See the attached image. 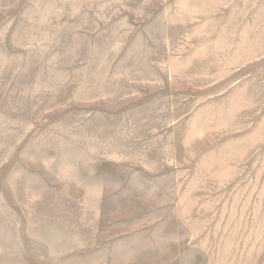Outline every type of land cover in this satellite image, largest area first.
I'll list each match as a JSON object with an SVG mask.
<instances>
[{"label": "rangeland", "instance_id": "obj_1", "mask_svg": "<svg viewBox=\"0 0 264 264\" xmlns=\"http://www.w3.org/2000/svg\"><path fill=\"white\" fill-rule=\"evenodd\" d=\"M0 264H264V0H0Z\"/></svg>", "mask_w": 264, "mask_h": 264}]
</instances>
